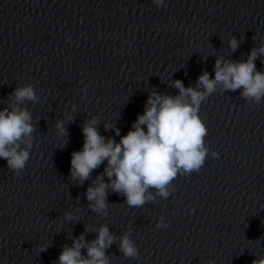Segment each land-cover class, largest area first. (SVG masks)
Listing matches in <instances>:
<instances>
[{
    "label": "clouds",
    "instance_id": "1",
    "mask_svg": "<svg viewBox=\"0 0 264 264\" xmlns=\"http://www.w3.org/2000/svg\"><path fill=\"white\" fill-rule=\"evenodd\" d=\"M152 2L158 8L166 7L165 0ZM228 44L233 52L239 47L235 37ZM259 57H264V44L252 48L246 60L217 57L214 78L204 71L198 77L196 87H185L183 81L177 79L171 84L178 90L176 95L150 92L143 114L137 115L126 135L120 136L118 128L105 124V131L111 129L120 136L119 142L100 134L97 129L99 117L89 119L82 128V149L72 152L69 170L72 182L83 185L94 170L104 165L103 172L86 189L88 208L101 217L107 216L109 191L124 196L129 207L156 203L157 197L166 200L176 191L173 181L178 175L200 171L210 151L205 142L208 129L199 115L201 103L219 88L221 93L240 90V96L252 107L261 104L264 71L256 69L255 61ZM39 99L33 85L25 83L9 94L7 106L0 110V159L7 162L15 176L23 174L30 159L36 128L31 112L23 105L26 102L35 104ZM72 119L71 115H65V120ZM55 128L58 137L66 135L64 120H58ZM211 155L218 157L219 154L212 151ZM64 219L73 222L78 217L69 211ZM167 227L164 217L156 223L158 229ZM86 231L95 232L96 238L88 241L81 234L73 239L71 247L63 246L56 264H111V256L106 255V250L117 237L107 225L86 227ZM131 231L128 229L119 237V251L125 258L137 259L139 252L130 238ZM47 247L41 245L40 251ZM208 264H214V261L209 260ZM252 264H264V256L254 259Z\"/></svg>",
    "mask_w": 264,
    "mask_h": 264
}]
</instances>
